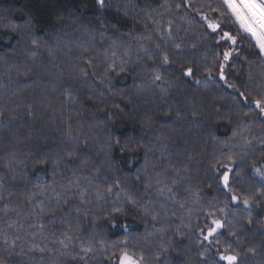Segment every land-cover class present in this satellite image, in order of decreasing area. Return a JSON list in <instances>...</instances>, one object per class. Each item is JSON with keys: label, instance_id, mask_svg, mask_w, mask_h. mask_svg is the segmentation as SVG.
<instances>
[{"label": "trees", "instance_id": "16d2710c", "mask_svg": "<svg viewBox=\"0 0 264 264\" xmlns=\"http://www.w3.org/2000/svg\"><path fill=\"white\" fill-rule=\"evenodd\" d=\"M169 21L172 38L161 40L156 22L166 30ZM208 21L237 38L228 62L229 41ZM148 36L156 56L137 54V41ZM253 45L222 0H109L104 9L95 0H0V230L20 237L15 249L0 241V258L85 264L72 256L91 244L97 251L87 264H119L125 249L141 254L133 238L148 234L150 264L162 245L169 249L164 264H205L202 257L226 264L219 259L225 243L240 252V264H256L264 256V197L255 194L262 184L253 165L264 166V116L252 101L264 95V60ZM164 52L172 64L158 62ZM113 61L124 71L108 68ZM187 67L193 76L183 75ZM157 69L163 82H153ZM229 155L236 161L231 188L243 196L256 190L251 208L230 205L225 169L213 167ZM57 157L64 159L53 167ZM116 182L112 195L93 197ZM164 184L173 192L161 193ZM41 208L47 214L37 223ZM214 218L224 223L219 245L203 239ZM69 227L78 239L61 249L52 241ZM33 235L50 251H27Z\"/></svg>", "mask_w": 264, "mask_h": 264}, {"label": "snow or ice", "instance_id": "6c2138e0", "mask_svg": "<svg viewBox=\"0 0 264 264\" xmlns=\"http://www.w3.org/2000/svg\"><path fill=\"white\" fill-rule=\"evenodd\" d=\"M95 3L99 6L100 9H104L109 6V0H95ZM222 3L224 6H226V10L228 13H230L231 17L235 18V21L239 24V30L247 35V37L251 38V40L254 41V47L258 48L259 55L264 56V0H222ZM177 8L180 7L179 4L176 5ZM213 11H220L219 8H213ZM127 14V13H125ZM225 13L221 12V15H224ZM204 20H208L207 16L202 17ZM157 23V30L160 31V39L166 40L172 38V24L171 21H169L168 28L166 30L162 29V26L159 25V22ZM208 28L212 32H217L220 28L219 22L216 21H208ZM15 31V29H13ZM165 31L167 35H165ZM220 40H227L231 42V45L235 46L237 44V38L236 36L232 35L230 32L225 31L220 36ZM152 38L150 36L145 37L144 39L137 41V54H139L141 51L146 55L150 56H156L157 53L152 52L149 45L152 44ZM31 45L33 48L40 47V43L36 39L31 40ZM120 47V45L113 44V48ZM157 49L161 48V45L157 43L155 45ZM174 47L177 50L181 49V44L174 42ZM131 46H128L124 49V55L127 56L129 54ZM234 50V49H233ZM35 54V53H33ZM179 52L176 53L178 55ZM113 56L116 55V52L113 51ZM232 55V51L226 50L223 53V60L225 62L229 61L230 57ZM158 62L162 66H167L173 63V60L170 58V55L167 52H164L162 56L157 57ZM89 63H91L89 61ZM225 65L222 63L220 65V79L225 80L226 77L224 75V69ZM108 68H110L112 71H124L123 64L120 66H116L115 62L113 61L108 65ZM83 75H87V73H82ZM184 76H193L194 70L191 67L185 68L183 72ZM208 75H211V69L208 71ZM156 81H164V77L161 75L159 69H157L153 73V82ZM196 83H200L199 80L196 81ZM232 87H235V85H231ZM166 91V90H165ZM241 97H244L245 101H247V97H245V94L243 92L240 93ZM255 104V108L258 109L257 115L264 116V95L260 96L259 98H254L252 101ZM3 113L0 112V116H2ZM194 117L197 115V113L193 112L192 114ZM244 115H249V113L245 112ZM71 135V132L69 131V136ZM234 135H240V139L244 141L245 143H251V139L248 137H245L243 134H234ZM159 139V137H157ZM117 144H119V141H117ZM109 149H111V145H109ZM134 151V149H133ZM71 155V154H69ZM63 157H57L56 159L51 160V164L53 167L58 166L62 161ZM228 162L225 163L223 161H217L216 164L213 165V167H216L218 164L221 168L225 169L220 175L222 176V185L224 189H227L229 192H231V201L233 203H242L245 208H251L255 202V196H239L230 185V178L229 173L232 171L231 165H234L236 163L235 159L229 155L227 157ZM37 163L43 165L49 163L46 159H40L37 161ZM13 162H8V167H12ZM97 174H99V169L96 170ZM253 173L255 176L259 177V180L262 184V187L257 190V193L259 196L264 197V166L257 167L253 165ZM139 179V176L137 177ZM0 180H3V176H0ZM158 184L162 183L161 181H157ZM113 187L119 188V182H116L111 187H106L103 192L97 190L96 197L98 200L104 199L105 196L112 195L113 194ZM161 193H164L167 191L168 193L173 192V187H170L168 184H164L163 187L159 189ZM194 196H198V193H193ZM133 203H136V201H133ZM11 211H14L17 217H20L23 215V212L20 209H11ZM117 213L121 212L122 210L117 208L115 210ZM220 212H225L224 208L219 209ZM8 209H5V214L7 215ZM47 213L43 208L39 210V214L35 217L37 223L40 222L41 217L45 216ZM209 215L215 216L214 212H210ZM152 219L154 221L158 222V214L153 215ZM118 223V222H117ZM248 223L251 224V218H249ZM212 225L214 227H208L207 228V234L204 235L203 239L208 244H216L219 245L221 243V240L219 239L218 230L223 229L224 223L220 219H212ZM43 225H41L42 227ZM113 227H116L117 224L114 223L112 225ZM11 227V225H10ZM35 227V225H33ZM126 227V226H125ZM79 231V228H76V232ZM161 233L166 231V229H161ZM203 231V230H201ZM230 234L235 236V232H231ZM36 236L33 235L31 241L29 242V247L27 251L30 252H41L44 253L46 251H50L47 246H37L35 243ZM46 239V237H45ZM78 239V237L74 234L73 229L69 227L67 230L63 231L61 233V236L58 238H55L52 243L58 244L61 249H68L71 247L74 243V241ZM20 240V237L14 236L10 237L7 232H4L3 230H0V241L2 243L12 249H15L18 246V241ZM121 243L127 244V240L121 241ZM21 252H24L25 249L23 245H20ZM168 248L161 246V250L155 254V258L153 261H151V264H156V262H160V264H164V260H166V253L168 252ZM97 249L93 247L91 244L84 245L81 244L80 250L78 253L72 256V259H78L81 261H85V264H87V260L91 259L96 254ZM217 252H219V248H217ZM249 252H251L253 255H255V249H249ZM240 252L232 248L230 244L225 243L223 253L219 255V259L221 261H225L226 264H240ZM205 260V264H207V257H202ZM0 264H7V261L4 258H0ZM119 264H150L148 259L145 257L143 253H141L138 257L135 255V253H129L127 249L123 250L122 254L119 256Z\"/></svg>", "mask_w": 264, "mask_h": 264}, {"label": "rangeland", "instance_id": "374dc122", "mask_svg": "<svg viewBox=\"0 0 264 264\" xmlns=\"http://www.w3.org/2000/svg\"><path fill=\"white\" fill-rule=\"evenodd\" d=\"M233 18V20L235 21V18L234 17H232ZM235 23H236V27H237V29L239 30V24L235 21ZM240 31V30H239ZM225 32V31H224ZM241 32V31H240ZM242 34H244V35H246L245 33H243V32H241ZM222 35V34H221ZM220 33H219V38H220ZM247 36V35H246ZM222 41H227V40H222ZM236 46V45H235ZM235 46H233V45H231V42L229 41V43H228V48H227V50H229V51H232V54H234V50H235ZM234 49V50H233ZM258 49V48H257ZM226 51V50H225ZM224 51V52H225ZM258 52H259V50H258ZM262 57V59L264 60V56H261ZM231 58V57H230ZM230 60V59H229ZM228 62V61H227ZM225 65V64H224ZM83 77V76H82ZM81 80V79H80ZM145 91V90H144ZM142 94H143V92H141ZM150 166V165H149ZM148 166V167H149ZM147 167V166H146ZM148 171V170H147ZM146 170L143 172V174L144 173H146L147 172ZM229 178H230V183H231V174L229 173ZM221 180H222V176H221V178H220ZM242 179H244V178H242ZM220 180V181H221ZM222 182V181H221ZM244 184H247V186H248V188L250 189V188H252V187H254V185L253 184H251V183H249V182H246V181H242ZM240 188H242V187H240ZM244 188V187H243ZM252 190H253V193H251V192H248V194L249 195H251L252 196V194L254 195V193H255V189H253L252 188ZM247 191H248V189H247ZM255 194H257V192L255 193ZM239 196H243L242 194H238ZM247 195V194H246ZM96 196V194L95 195H93V197H95ZM96 199V198H95ZM229 201V203H230V205L232 204V201H231V198L228 200ZM233 205V204H232ZM172 230V229H171ZM148 238H150V236H148V234H146L145 236H139L138 238H133V242H135V243H133V244H135V246L141 251V253H143L144 255H145V257L147 256V259H149L150 258V253H149V251H150V247H149V240H148ZM127 245H129V246H132L131 245V243L129 242V243H127ZM248 252H249V250H248ZM251 253V252H250ZM255 263L256 264H264V256L262 257L261 255L257 258V260L255 261Z\"/></svg>", "mask_w": 264, "mask_h": 264}, {"label": "flooded vegetation", "instance_id": "af4514ba", "mask_svg": "<svg viewBox=\"0 0 264 264\" xmlns=\"http://www.w3.org/2000/svg\"><path fill=\"white\" fill-rule=\"evenodd\" d=\"M223 32H224V31L220 30V28H219V30L217 31V33H220V35L223 34Z\"/></svg>", "mask_w": 264, "mask_h": 264}]
</instances>
